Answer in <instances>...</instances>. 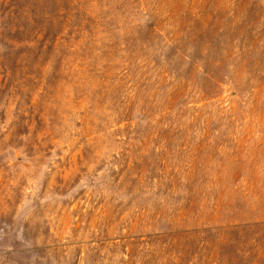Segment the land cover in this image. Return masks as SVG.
Wrapping results in <instances>:
<instances>
[{
    "label": "rangeland",
    "instance_id": "rangeland-1",
    "mask_svg": "<svg viewBox=\"0 0 264 264\" xmlns=\"http://www.w3.org/2000/svg\"><path fill=\"white\" fill-rule=\"evenodd\" d=\"M0 264H264V0H0Z\"/></svg>",
    "mask_w": 264,
    "mask_h": 264
}]
</instances>
